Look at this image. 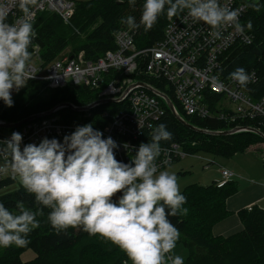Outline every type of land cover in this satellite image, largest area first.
Returning <instances> with one entry per match:
<instances>
[{
	"label": "clouds",
	"instance_id": "obj_1",
	"mask_svg": "<svg viewBox=\"0 0 264 264\" xmlns=\"http://www.w3.org/2000/svg\"><path fill=\"white\" fill-rule=\"evenodd\" d=\"M127 2L134 7L137 0ZM36 3L17 0L23 18L15 23L7 22L8 12L0 7V101L7 107L14 105L13 92L34 77L29 47L37 35L31 14ZM247 6L257 12L264 7L260 0H250ZM185 11L193 22L208 25L217 38L225 25L238 32L245 28L240 11L222 6L220 0H144L139 23L131 15L122 22L130 30L142 25L148 31L161 15L171 20ZM246 27L250 30L251 22ZM230 76L242 87L251 82L243 67ZM172 138L166 125L159 124L150 142L141 143L126 163L116 158L120 145L91 123L76 126L62 140L44 137L39 143L24 144L22 134L13 132L0 141V155H10L13 172L40 210L31 211L17 202L16 214L0 201V248L26 246L30 233L40 226L37 215L46 207L51 209L47 218L53 229L79 228L90 236L98 235L121 249L131 264H185L182 256L174 254L181 233L170 217L187 214V198L175 173L161 171L157 165L161 142Z\"/></svg>",
	"mask_w": 264,
	"mask_h": 264
},
{
	"label": "trees",
	"instance_id": "obj_2",
	"mask_svg": "<svg viewBox=\"0 0 264 264\" xmlns=\"http://www.w3.org/2000/svg\"><path fill=\"white\" fill-rule=\"evenodd\" d=\"M143 2L144 0H137L133 7L127 0H75L74 14L68 23H64L54 12L40 11L33 21L37 35L29 51L32 52L33 46L37 45L40 59L43 63H48L70 45L69 54L76 55L82 50L87 59H97L106 51L116 49L114 33L120 28L128 27L122 22V18L131 15L139 23ZM260 3L264 5V0H260ZM249 22L252 25L250 30L246 27ZM166 23L167 16L163 14L151 30L145 31L142 25L134 30L136 46L154 45L162 38ZM242 25L245 26L246 32L251 34V41L235 43L227 50L221 72L227 78L237 67H243L249 74H253L254 79L245 87V90L257 99L264 95V7L259 12L248 7L242 18ZM150 83H154L156 88L164 92L180 111L171 89L163 88L158 81ZM45 85L44 81H28L22 88V97L13 98L12 107H7L0 101V119L16 122L32 114L50 110L58 103L89 104L98 98L103 86L90 89V87L69 83L62 88L50 91L47 100L36 102V95L46 88ZM116 105L107 103L91 108L93 119H84L85 112L81 114L69 107L50 114L60 115L65 122L82 116L95 129L102 132V128L110 120V115L115 111ZM103 109L107 113L105 118L98 115ZM40 119L41 117H38L35 121ZM185 119L200 128L228 129L222 121L213 117L195 120L193 117L185 116ZM162 123L172 133L173 138L170 141H162L161 145L184 144L190 153L204 152L231 158L237 153H244L256 142H264L260 136L248 131L222 136L196 133L180 124L167 108L165 114L151 128L140 131L138 141L150 142L152 130ZM243 123L264 133V122L260 123L258 119L245 120ZM103 136L107 137L104 133ZM53 137L62 140L55 135L48 136V138ZM138 141L133 140L136 145ZM192 142L195 144L192 145ZM115 155L118 160L123 161L118 150ZM8 157L9 161L4 163L11 167V157L10 155ZM171 164L173 162L168 165ZM14 181V177L8 175L0 181V188ZM181 192L187 198L184 207L195 211L170 217L181 233L177 244H183L187 249L185 264H264V209L255 205L250 209H239L235 213L243 225L242 230L228 236L212 233L216 223L233 214L226 208V199L237 192V183L234 180L222 185H218L217 181L207 185L192 183L185 186ZM0 201L16 214H19L17 202H23L25 208L31 211L40 210L34 196L27 194L21 185L13 191L1 193ZM50 211L51 209L44 207L43 214L37 215L40 226L30 233V242L26 246H11L0 252V264H131L121 249L109 241L102 240L98 235L90 236L79 228L56 231L47 218ZM26 249H31L35 253V257L30 261L20 259L21 252Z\"/></svg>",
	"mask_w": 264,
	"mask_h": 264
},
{
	"label": "built area",
	"instance_id": "obj_3",
	"mask_svg": "<svg viewBox=\"0 0 264 264\" xmlns=\"http://www.w3.org/2000/svg\"><path fill=\"white\" fill-rule=\"evenodd\" d=\"M248 1L220 0V3L230 9H238L242 25ZM0 7L8 12V23L23 18L17 0H0ZM74 8V0H37L31 8V14L34 21L38 12L48 10L68 23ZM212 32L205 23L193 22L185 11L171 20L167 18L163 36L154 45L137 47L135 31L120 28L114 33V51L108 50L97 59H87L82 50L76 55L63 52L46 68L39 57V47L34 45L31 52V74L34 77L29 81H44L50 89L64 87L69 83L96 89L103 84L98 98L89 106L100 107L107 104L104 102L106 99L117 104L102 132L120 145L118 152L123 162L127 163L134 158L141 144L138 141L140 131L151 128L167 108L165 101L150 90L149 87L162 92L154 83H150L152 81H158L163 88L171 89L181 112L175 104L174 108L183 119L185 116L195 120L213 117L229 129L243 128L246 126L243 123L245 120L258 119L260 123L264 122V95L254 99L245 87L240 86L231 76L225 78L221 72L227 50L235 43H249L251 34L245 29L238 32L231 25L220 29L218 38ZM129 68L134 70L128 71ZM250 76L253 81V74ZM72 106L83 109L75 104ZM64 107V104H57L54 112ZM79 111L85 112L84 119H93L89 109ZM98 115L101 118L107 117L106 110L103 109ZM84 119L79 116L65 122L60 115H44L40 121L33 119L15 127H0V141L10 138L13 132L22 134L24 144L39 143L42 138L51 135L63 138L74 131L76 126L88 123ZM6 122L0 119V123ZM136 139L138 145L133 142ZM125 143L128 149L123 147ZM187 154L184 144L161 145L158 169ZM8 156L0 155V181L8 177V164L4 163L9 161ZM211 163L212 160L206 158L204 165ZM220 174L218 185L233 179V173L228 169L222 168Z\"/></svg>",
	"mask_w": 264,
	"mask_h": 264
},
{
	"label": "rangeland",
	"instance_id": "obj_4",
	"mask_svg": "<svg viewBox=\"0 0 264 264\" xmlns=\"http://www.w3.org/2000/svg\"><path fill=\"white\" fill-rule=\"evenodd\" d=\"M124 28H128V27H124ZM205 34H206V32H205ZM69 47H71V46L69 45L67 48H65L62 52H60L58 54V56L61 55V53H63V52H69V49H70ZM56 58L57 57H55L54 59H52L48 63H44V67L46 68L48 65H50V63L53 62ZM45 87L46 88L43 89L41 93H38L36 95V97H35L36 102L47 100L50 96V91L54 90V89H50L47 85H45ZM58 88H62V87H58ZM20 90H21V92L20 91L19 92H13L12 98H16L18 96L22 97V88ZM58 104H60V103H58ZM78 106H82L83 108H86V106L90 107L89 104H83V105H78ZM66 107H64V108H66ZM52 108L50 109V111L52 110ZM47 111H49V110H47ZM43 112H46V111H43ZM52 112H54V111H52ZM240 154H242V153H240ZM206 158L216 161L219 165H224V164H226V162H231L230 161L231 158H226V157H222V156H215V155H211L209 153L199 152V153H196L194 156L193 155H186L184 158L179 159L178 161H175L173 164L169 165L168 167H164L163 169H161V171H169L170 173H175V175L177 176V179H178L180 190H182L185 186L192 184L194 182H200L201 183L202 179H204L203 175L206 172L205 170L212 169V171H214V168L218 167L217 164H215V165L208 166V168H204L203 165H204ZM235 158L242 160L241 161L242 164L240 165L241 168H239L238 166H234L232 163H229V165H228L229 167L240 171L239 172L240 175L235 173L236 174L235 177H245V178H248L249 180H254V181H258L260 179V177H262V176L264 177V142H256V143L252 144L245 154L237 155V157H235ZM175 165H177L179 167V169L185 170L186 172L177 175V172L174 169ZM252 167H254L256 169L257 173L255 174V176H252V174H249V176H246V173H245L246 169L252 168ZM213 174H215V173H213ZM7 175L14 177L15 181L10 185H7L5 187L0 188V194L13 191L21 185L20 181H19V177L16 176L12 170V166L7 167ZM261 179H263V178H261ZM204 181H205V179H204ZM209 183H211V180L208 182V184ZM187 209H188V212L194 211V210H191L189 208H187ZM3 250H4V248H0V252ZM174 254L182 256L185 260L186 255H187V249L185 248V246L183 244H177V246L174 250ZM34 257H35V253L31 249H26V250L22 251L20 254V259L22 261H30Z\"/></svg>",
	"mask_w": 264,
	"mask_h": 264
},
{
	"label": "crops",
	"instance_id": "obj_5",
	"mask_svg": "<svg viewBox=\"0 0 264 264\" xmlns=\"http://www.w3.org/2000/svg\"><path fill=\"white\" fill-rule=\"evenodd\" d=\"M247 150L242 154H245ZM242 154L240 153L235 154L233 157H231L230 160L231 162H226V164L224 165H219L216 161L212 160L213 163L208 164L207 166L204 165L203 167L208 168V166L215 164H217L218 167L214 168V171H212V169L205 170L206 172L203 175L205 181L204 179H202L201 183L194 182V183H199L201 185H206L210 180L211 182L218 181L221 178L220 170L222 168L228 169L234 174L233 180L237 183V192L226 199V208L227 210L232 211L233 214L229 215L228 217L224 218L223 220L219 221L213 226L212 233L214 235L228 236L243 229V225L235 213L239 209L242 208L249 209L254 205L264 209V177L263 176L260 177L258 181L249 180L248 178L245 177H235L236 174L240 175L239 173L240 171L235 170L234 168L228 166L229 163H232L234 166H238L239 168H241L240 165L242 164L241 163L242 160L235 157H237V155H242ZM178 160L179 159H177L176 161ZM174 169L177 173L182 174L186 172L185 170L179 169L177 165L174 166ZM245 173L246 176H249V174L255 176L257 171L254 167H252V168H247Z\"/></svg>",
	"mask_w": 264,
	"mask_h": 264
},
{
	"label": "water",
	"instance_id": "obj_6",
	"mask_svg": "<svg viewBox=\"0 0 264 264\" xmlns=\"http://www.w3.org/2000/svg\"><path fill=\"white\" fill-rule=\"evenodd\" d=\"M146 86V84H143ZM150 90L154 93H156L158 96H160L166 103L167 105V108L169 110V112L171 113V115L180 123L182 124L184 127L188 128L189 130H192L196 133H200V134H208V135H214V136H222V135H230V134H234V133H238V132H242V131H248V132H251V133H254V134H257L258 136H260L263 140H264V133H262L260 130H258L257 128H254V127H251V126H244L243 128L242 127H236V128H232V129H229V130H208V129H204V128H198L192 124H190L189 122H187L186 120H184L180 114L175 110L174 108V104L173 102L170 100V98L163 94L162 92L160 91H156L154 90L153 88L149 87ZM110 100H105L104 102L105 103H109ZM61 104H64L65 107H69V108H72L74 110H83V109H77V108H74L72 106L71 103L69 102H64V103H61ZM56 106H54L52 108V110L50 111H46V112H39V113H35V114H32L24 119H21L17 122H6V123H0V127H15V126H18V125H21L23 123H26L27 121H30V120H33V119H36L38 117H41V116H44V115H48L50 114L52 111H55L56 109Z\"/></svg>",
	"mask_w": 264,
	"mask_h": 264
},
{
	"label": "bare ground",
	"instance_id": "obj_7",
	"mask_svg": "<svg viewBox=\"0 0 264 264\" xmlns=\"http://www.w3.org/2000/svg\"><path fill=\"white\" fill-rule=\"evenodd\" d=\"M102 85H103V84H102ZM110 105H111V104H110ZM102 107H103V106H102ZM110 107H111V106H109V108H110ZM111 108H112V107H111ZM113 108H114V107H113ZM114 109H115V108H114ZM93 110H94V109H93ZM107 110H108V109H107ZM91 111H92V110H91ZM75 112H77V111H75ZM113 113H114V112H113ZM113 113H112V114H113ZM81 114H82V112H81ZM109 114H110V113H109ZM81 117H82V116H81ZM74 118H75V117H74ZM75 119H76V118H75ZM105 125H106V124H105ZM105 125H104V126H105Z\"/></svg>",
	"mask_w": 264,
	"mask_h": 264
}]
</instances>
